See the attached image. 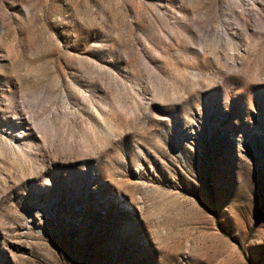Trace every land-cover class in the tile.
Instances as JSON below:
<instances>
[{
	"label": "rangeland",
	"instance_id": "rangeland-1",
	"mask_svg": "<svg viewBox=\"0 0 264 264\" xmlns=\"http://www.w3.org/2000/svg\"><path fill=\"white\" fill-rule=\"evenodd\" d=\"M0 264H264V0H0Z\"/></svg>",
	"mask_w": 264,
	"mask_h": 264
}]
</instances>
